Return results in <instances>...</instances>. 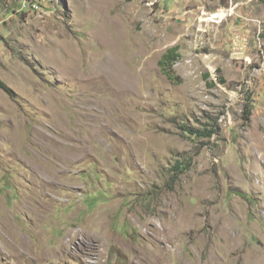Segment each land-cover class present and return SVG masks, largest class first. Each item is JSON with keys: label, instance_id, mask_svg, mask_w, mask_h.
Segmentation results:
<instances>
[{"label": "rangeland", "instance_id": "obj_1", "mask_svg": "<svg viewBox=\"0 0 264 264\" xmlns=\"http://www.w3.org/2000/svg\"><path fill=\"white\" fill-rule=\"evenodd\" d=\"M0 82V264H264V0H0Z\"/></svg>", "mask_w": 264, "mask_h": 264}, {"label": "trees", "instance_id": "obj_2", "mask_svg": "<svg viewBox=\"0 0 264 264\" xmlns=\"http://www.w3.org/2000/svg\"><path fill=\"white\" fill-rule=\"evenodd\" d=\"M178 48L177 46L171 47L169 48L161 57L160 61H159V65L160 67H162L164 69V71L166 70V65H170L177 57H178V52H177ZM3 84L0 82V86H2ZM245 113H246V119H249L250 115H251V107L250 105H246L245 106ZM183 130H185L187 133H189L192 136H197V137H211L216 131L213 128H204L199 129V128H195V127H190V126H184L182 128ZM176 170L177 173L175 174V177L178 176V174L183 171V166L181 163L177 164L176 166Z\"/></svg>", "mask_w": 264, "mask_h": 264}, {"label": "bare ground", "instance_id": "obj_3", "mask_svg": "<svg viewBox=\"0 0 264 264\" xmlns=\"http://www.w3.org/2000/svg\"><path fill=\"white\" fill-rule=\"evenodd\" d=\"M224 15L225 14L223 12H218V13L213 14L210 18L202 19V21H214L215 18H220L224 20Z\"/></svg>", "mask_w": 264, "mask_h": 264}, {"label": "built area", "instance_id": "obj_4", "mask_svg": "<svg viewBox=\"0 0 264 264\" xmlns=\"http://www.w3.org/2000/svg\"><path fill=\"white\" fill-rule=\"evenodd\" d=\"M22 1H27V0H22ZM5 13V12H4Z\"/></svg>", "mask_w": 264, "mask_h": 264}]
</instances>
